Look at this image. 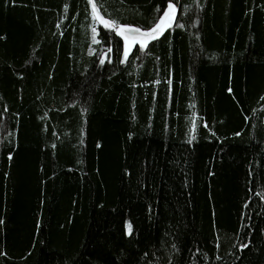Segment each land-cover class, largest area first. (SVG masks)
I'll list each match as a JSON object with an SVG mask.
<instances>
[{"label":"trees","instance_id":"1","mask_svg":"<svg viewBox=\"0 0 264 264\" xmlns=\"http://www.w3.org/2000/svg\"><path fill=\"white\" fill-rule=\"evenodd\" d=\"M171 2L0 0V264H264V0Z\"/></svg>","mask_w":264,"mask_h":264},{"label":"snow or ice","instance_id":"2","mask_svg":"<svg viewBox=\"0 0 264 264\" xmlns=\"http://www.w3.org/2000/svg\"><path fill=\"white\" fill-rule=\"evenodd\" d=\"M89 2L91 3L92 6L93 19L98 21L105 28L114 29L118 35L123 37L125 41V47H124L122 62H126L128 60L129 54L131 53L134 45L139 44L141 50L146 49L151 41L158 40L166 30L172 27V23L175 21L176 7L171 2V0H169L166 10L163 11V15L159 18L158 22H156L148 30H142L139 27L118 25L115 21L106 20L99 15V10L97 8L96 3L92 2V0H89ZM59 26L60 25L58 24L57 27ZM179 26L183 27V25H179ZM96 36H97V30L95 27H93L92 42L94 44L99 43V41L96 39ZM108 51L110 52L111 49L109 48ZM103 62L104 60H101V63ZM204 126L207 127V124H205ZM192 127L194 131L196 127L195 119H193ZM192 138L194 139L195 137L193 136ZM53 147H55V145H53ZM0 223H3V221H0ZM131 232H132V226L131 224H129L128 234H131ZM246 246L247 245H245V247Z\"/></svg>","mask_w":264,"mask_h":264},{"label":"rangeland","instance_id":"3","mask_svg":"<svg viewBox=\"0 0 264 264\" xmlns=\"http://www.w3.org/2000/svg\"><path fill=\"white\" fill-rule=\"evenodd\" d=\"M95 21H96V20H95ZM96 23H97V24H100L98 21H96ZM100 25H102V24H100ZM122 39H123V37H122ZM123 42H124V47H125V41H124V39H123ZM136 45L139 46V44H136ZM136 45H134V46H136ZM134 46H133V47H134Z\"/></svg>","mask_w":264,"mask_h":264}]
</instances>
